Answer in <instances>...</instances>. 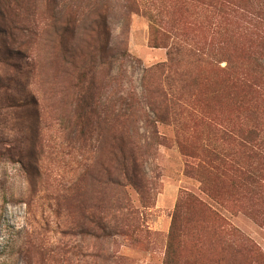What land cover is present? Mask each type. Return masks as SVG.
<instances>
[{
	"label": "rangeland",
	"instance_id": "374dc122",
	"mask_svg": "<svg viewBox=\"0 0 264 264\" xmlns=\"http://www.w3.org/2000/svg\"><path fill=\"white\" fill-rule=\"evenodd\" d=\"M100 6L108 14L109 46L117 58L107 66L112 78L104 98L134 93L143 116L150 113L142 87L144 69L167 58L166 47L152 44L147 16L133 12L128 19L124 0H0V264H163L177 202L190 192L205 202L202 211L207 214L203 228L177 240L184 261L195 262L189 258L198 256L202 264H264V203L243 190L230 194L226 181H212L207 188L217 201L203 192L187 173L193 159L183 153L188 148L177 146L173 124L156 123L165 136L159 144L139 123L147 140L142 165L148 187L144 194L131 184L126 188L135 210L132 225L124 227L117 219V227L118 211L110 209L105 219L112 231L123 227L101 240L92 222L84 219V209L92 217L99 215L94 202L102 186L95 175L108 158V147L99 152L94 129L82 137L68 119L73 113L67 89L72 79L56 74L61 55L55 28L78 17L81 30L94 17L92 7ZM155 41L165 43L159 35ZM210 75L203 103L211 106L205 112L213 110L220 118L238 114L226 86L220 80L216 84L223 72ZM214 89L220 96H207ZM195 141L191 137L185 145ZM107 193L111 207L117 195L112 189ZM103 249L116 260L103 262L97 255Z\"/></svg>",
	"mask_w": 264,
	"mask_h": 264
},
{
	"label": "trees",
	"instance_id": "16d2710c",
	"mask_svg": "<svg viewBox=\"0 0 264 264\" xmlns=\"http://www.w3.org/2000/svg\"><path fill=\"white\" fill-rule=\"evenodd\" d=\"M124 1L126 17L129 19L133 12L147 16L153 46L167 48L165 61L144 69L142 87L150 113L145 111L143 116L134 93L104 98L103 90L112 78L107 66L117 59L109 46L106 9L92 7L94 17L81 30L78 17L69 19L61 29L55 28V42L60 45L58 56L61 55L55 64L56 74L66 73L72 79L67 89L73 113L68 119L82 137L94 129L99 152L105 144L108 147V158L99 163L95 175L102 186L94 202L99 215L95 218L89 209L83 211L84 219L98 231L95 236L105 240L121 231L123 226L113 232L114 226L105 219L110 209L118 211L117 227L119 220L124 227L132 225L129 223H133L130 218L135 210L127 199L128 185L146 192L142 163L147 140L139 131L141 121L151 134L149 138L159 144L165 136L159 133L156 123L175 125L177 146L181 151L188 148L183 153L193 159L187 173L200 182V188L210 197L218 199L207 189L211 182L226 181L230 194L233 189L235 193L243 190L251 200L264 203V0ZM158 35L165 43L155 41ZM219 72L223 76L216 79V84L220 80L226 86L228 100L235 102L239 110L226 118L215 115L213 110L205 112V107L209 109L211 105L203 103L210 91L205 87L212 81L210 74ZM218 90L207 96H220ZM191 137L196 141L188 147L185 144ZM109 189L117 195L111 207ZM184 198L185 201L178 200L172 217L163 264H202L198 256L189 258L195 262L184 261L178 253L177 240L204 227L207 213L202 210L207 205L191 192ZM252 217L256 219L254 212ZM250 248L253 250V245ZM234 252L239 253L237 245ZM97 255L103 262L116 260L108 257L104 249Z\"/></svg>",
	"mask_w": 264,
	"mask_h": 264
}]
</instances>
